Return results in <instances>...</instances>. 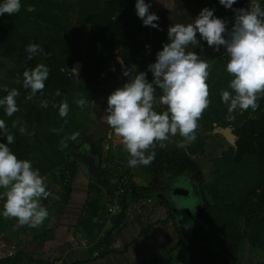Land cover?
<instances>
[{
    "label": "trees",
    "instance_id": "obj_1",
    "mask_svg": "<svg viewBox=\"0 0 264 264\" xmlns=\"http://www.w3.org/2000/svg\"><path fill=\"white\" fill-rule=\"evenodd\" d=\"M135 3L136 0H20L19 12L0 14V98L7 94L5 87L15 88L20 93L16 98L19 111L9 117L0 107V119L15 137V142L9 145L11 151L19 159L30 160L42 177L58 173L61 184L66 172L72 178L80 170L70 153L80 143L93 140V134L80 120L82 109L74 101L83 97L88 105L97 97L100 75L116 59L130 71V76L123 75V84L139 72H145L147 80L152 81L148 65L155 62L156 53L168 42L167 32L145 26L136 15ZM262 3L260 6L264 8V1ZM86 28V40L81 47L79 41ZM29 43L42 46L47 55L37 54L28 60L25 48ZM76 61L82 63L78 79L72 72ZM40 63L48 67V79L42 92L27 99L30 90L23 87V72ZM231 78L226 64L222 71H217L215 66L209 70L210 105L198 121L195 141L184 145L183 138L177 134V148L164 141V147L156 145L150 150L155 156L144 170L151 180L143 185L130 184L122 196L121 212L111 219L112 226L101 241L121 224L128 196L134 201H143L155 195L159 204L166 207L163 224L171 220L175 227L170 206L158 193L162 175L180 159L203 153L209 137L207 132L215 126H231L237 136L236 146L230 145L212 160L214 178L209 186H200V202L204 208L194 228L195 234L188 237L175 227L178 239L170 250L183 246L188 253L185 264H240L245 241L254 253L264 255V96L258 100L259 107L255 111L238 109L233 113L234 120H226L227 106L221 100V92L232 91L228 88ZM57 90L59 96L55 95ZM161 94L157 88V99ZM65 99L69 112L62 118L58 105ZM42 100L48 102L47 108L41 107ZM53 102L57 107H53ZM154 108L161 112L166 106L157 101ZM13 121H17L16 128L12 127ZM21 126L26 129L24 134L19 132ZM75 132L80 134L77 140H67V147L61 149V140ZM100 142V139L94 141L98 150ZM0 143H7L3 135H0ZM190 163L194 161L190 159ZM115 168H103L101 176L105 188L89 181V191L102 194L105 201L100 203L97 198L86 201L87 216L76 226L85 237L89 238L103 226L98 220L105 221L107 200L116 185V180L111 181ZM119 176L120 173L115 175ZM63 189L68 194L70 184H64ZM31 263L46 264L42 261L25 263L19 253L0 257V264Z\"/></svg>",
    "mask_w": 264,
    "mask_h": 264
},
{
    "label": "clouds",
    "instance_id": "obj_2",
    "mask_svg": "<svg viewBox=\"0 0 264 264\" xmlns=\"http://www.w3.org/2000/svg\"><path fill=\"white\" fill-rule=\"evenodd\" d=\"M219 3L225 8H232L236 0H219ZM149 7L145 0H136V15L145 26L158 28L155 22L159 17L151 13ZM20 8V0L0 2V14L12 15ZM233 12L231 29L209 8L201 9L190 23L170 25L168 42L156 53L155 62L148 65L152 81L147 80L145 72H139L109 94L106 115L101 119L121 138L123 149L130 157L127 161L129 167L149 165L155 156L150 150L156 147L157 142L164 147L163 142L170 135L179 134L184 145L195 141L198 121L210 105L207 83L209 64L195 51L189 50V46L192 49L199 45L197 33L216 51H220L221 47L226 50V71L232 77L228 83L232 91L221 92V100L227 106L226 120H234L233 113L238 109L255 111L259 107L258 100L264 96V8L255 3L247 8L233 9ZM25 51L28 60L37 54L47 55L43 47L35 43L26 45ZM123 75L130 76V71L124 70ZM48 76L49 69L43 63L24 70L23 87L30 90L27 99L43 91ZM157 88L162 93L158 103L166 106L161 112L154 108ZM4 91L7 94L0 98V107L11 117L19 111L16 98L20 93L15 88L9 90L5 87ZM55 95H60L59 90ZM74 102L81 109L87 104L83 97ZM41 107L47 108L48 102L42 100ZM53 107H57L55 102ZM58 112L62 118L67 116L69 105L66 99L59 103ZM12 127H17V121H13ZM25 131L23 126L19 127L21 134ZM0 135L7 140V143H0L2 214L17 221L14 229L25 225L39 227L49 215L40 201L41 198L47 199L50 192L32 162L17 158L11 151L9 145L15 142V137L3 119H0ZM79 135L75 132L61 140V149L67 147V140L75 141Z\"/></svg>",
    "mask_w": 264,
    "mask_h": 264
},
{
    "label": "crops",
    "instance_id": "obj_3",
    "mask_svg": "<svg viewBox=\"0 0 264 264\" xmlns=\"http://www.w3.org/2000/svg\"><path fill=\"white\" fill-rule=\"evenodd\" d=\"M163 1H165V4H173L177 11L184 15L181 20L182 22L190 23L199 15L201 9L209 8L213 10V13L217 18L226 21V27L229 29H231L234 21L233 9L246 8V5L250 2L255 4V0H236V3L232 6V8H225L219 3V0ZM163 4L164 2H162V8L158 9L154 13L160 18L171 19L172 13L169 15L166 8L167 6H163ZM174 14L175 13L173 12V15ZM197 39L199 41V45L194 46L192 51H195L201 56V59H205L207 61L209 64V70L214 66L219 64L221 65L222 61L217 59V55H219V57H223V63L224 65L226 64L228 56L226 54L223 55L226 51L223 47H221V50L218 53V51H216L213 47L208 46L207 42L200 38L199 33H197ZM117 60L119 63L123 64L119 59ZM97 140L93 137V141ZM98 146L101 147L100 145ZM116 155H118V159L115 165H119L117 168L122 169L125 172L128 171L131 177V167H129L127 163L130 158L128 153L123 152L122 155L116 153ZM102 159L101 155V160ZM103 163L105 165L104 168L110 167H108L109 163L106 162L105 159H103ZM89 181L90 180L87 175L80 169L75 176L71 178L69 183L71 190L68 194L65 192L64 199H62L60 190L57 191L54 186V188H51L52 190L49 188L50 195L47 199L42 198L44 203H41V205L48 210L49 215L44 220V225L42 224L41 226L36 227V229L32 228L30 232L32 237L29 235L26 236L25 232L20 227L13 229L14 225L17 223L14 218L3 219L2 222L4 228H0V244L3 243L4 240L2 238L4 236L3 230L8 231L11 229V231H19L21 238H24L22 241H11L9 239L8 243H11V245L8 248L3 244L0 245L3 247L1 248L3 250L0 257L7 255L13 256L19 253L24 259V262L42 261L46 262V264H75V262H77L76 264H95V262L99 261L97 264H123L124 262L129 264V252L137 246L136 244L142 243L141 239H144L142 236L144 235L145 237L146 234H149L148 232L152 230V228L162 231L165 229L169 232L166 236L169 237L171 235H176L177 241L178 236L172 226L173 222L170 220L169 222L162 224V220L166 217V207L160 205L157 200H155V203L151 196H149L151 199L148 197L150 201H147V203H141L143 205L134 204L131 200V203H128L127 201L124 219L118 228L111 231L104 242L101 240H103L104 235L111 226L105 225L102 222L103 219L98 220L99 224H103V226L100 230H98V234L93 232V236L96 235L93 237L94 239L92 238L93 241H91L92 239L89 240L88 237H85L84 234L82 235V231L77 233L76 231L78 229L76 226L78 221L87 216L86 200L90 197L91 193L88 189ZM56 195L59 202L58 205L53 204L56 201ZM129 199L131 198L129 197ZM51 201H53V203H51ZM107 201H109V198ZM53 217H55V220H53ZM157 223L160 225H157ZM105 228H107L106 231ZM170 230L173 231V233L170 234ZM137 233L138 235L135 237ZM180 247L181 246L176 247V249ZM163 252L164 251H162V253ZM156 259L159 260V257ZM156 259L153 260V263L157 261ZM143 262L144 261H141L139 264H148V262Z\"/></svg>",
    "mask_w": 264,
    "mask_h": 264
},
{
    "label": "rangeland",
    "instance_id": "obj_4",
    "mask_svg": "<svg viewBox=\"0 0 264 264\" xmlns=\"http://www.w3.org/2000/svg\"><path fill=\"white\" fill-rule=\"evenodd\" d=\"M161 1L164 2L163 6L164 5L167 6L166 8H167L169 15L172 13L171 19H168V18L165 19V18L159 17V19L157 20L158 22L156 21L158 23V25L160 24L161 30L167 32L168 27L172 24H176V23L187 24V23H189V22H182L181 20H182V17L184 15H182L180 12H178L173 4H170V3L165 4V1H163V0H146V3H148L150 5L149 11L151 13H154L158 9L162 8V2ZM262 1H264V0H255L254 3H259L262 6L263 5ZM251 4H253V2H250L248 5H246V8ZM182 10H183V8H182ZM173 12L176 14V16H175V14L173 15ZM188 15H187V17H188ZM163 19H165V20H163ZM189 48H190V50H192L194 47H192V49H191V46H189ZM217 59L222 61V62H221V65L219 64V65L215 66L216 70L222 71L225 68V65L223 63L224 59H223V57H219V55H217ZM130 69L132 70V67ZM124 70H126L125 65L119 63L118 60L116 59L111 64V66L108 68V70L105 71L103 74L113 75V73L115 74L116 72H120L123 74ZM1 75H2V72H0V76ZM158 100L159 99H157V101ZM106 108H107V98L97 100V97H95L91 102H89L88 105H86L80 111L79 118L84 123V125L87 127L88 131L93 134V137L96 140L97 139L101 140V143H100L101 149L99 151L102 155V158L105 159V161L109 163L108 167L114 166V168H115V163L118 159L117 158L118 155H116V153H118L119 155H122V153L126 152V151L123 149V145L121 143V138L118 137L114 133V130L111 129L101 119L103 116L106 115ZM207 133L209 134V137L206 139V144L204 146L203 153L194 155L191 158L189 157V159H183V158L180 159L181 161H183V163L185 165H188L189 167H191V169L193 170L195 175H197L199 177L200 186H209L210 185V183L212 182V180L214 178V175L211 172L212 160L215 157L219 156L223 150L227 149L230 146V144L226 141V139L222 135L213 134L210 131ZM167 142L169 144H171V146L173 148H177L179 146V142H178V140H176L175 136L170 135ZM157 145L159 146L160 142H157ZM114 150H115V152H114ZM121 150H123V151H121ZM190 159L192 161H194V164L190 163ZM144 167H145L144 165H138L134 168L133 167L130 168L132 171L131 177H130V182H131L130 184L143 185V184H147L151 180L150 174H148L144 170ZM124 172L125 171L122 169L115 168L113 170V172L111 173V175H114V177H112L111 181L116 180L115 175H117L119 173L122 174ZM57 176H58V173H56V176L45 175L43 177V179L45 181V184H46L48 190H49V188L54 186L57 191L60 190V194L62 196V199H64L65 198V190L63 189V185L60 184ZM2 192H3V189H0V193H2ZM193 197H195V196H193ZM51 198H53V197H51ZM55 198H56V201L54 203H53V201H51V203H53L54 205H58L59 202H58L57 195ZM94 198L100 199V203H103L105 201V198L102 196V194L90 193V197H88V199L94 200ZM151 198L154 201L157 200L155 195L151 196ZM164 199L166 200L167 203L172 202L171 204H173V202H174V196L170 192H168V194L164 195ZM130 200L132 201V203L137 204V205H140L141 203H147V200H145V201H142V200L136 201L135 200L134 201L132 199H129V197H128L127 198L128 203H131ZM181 201H184V199L183 200L181 199ZM40 202L44 203L42 198H41ZM3 203H4L3 200H0V217H1L0 228H4L3 222H2V220L5 219V217L2 214L3 213ZM155 203H156V201H155ZM141 205H143V204H141ZM171 206H172V209H171V207H170V209H171V214L173 215V217H176L177 220L181 218L184 225L189 224L190 219H189L188 214L187 213L181 214L180 213V212H182L181 210L177 214V212L174 211L175 207H173V205H171ZM86 209H88V208L86 207ZM54 218L55 217H53V220H55ZM112 218H114V217H112ZM4 222H5V220H4ZM103 223H104V221H103ZM162 224H163V220H162ZM175 224H176V226H175L176 229L181 230L180 222L177 221V222H175ZM157 225H160V224L157 223ZM108 226H112V221ZM175 227H174V229H175ZM20 228L25 232L26 236L29 235L32 237V234L30 235V232H31L33 227H29V226L25 225V226H22ZM100 228H102V227H100ZM106 230H107V228H105V231ZM164 230L162 231L159 229H155V228L153 229L152 228V230H150L148 232L149 234H146L145 237L143 235L142 238H144V239H141L142 243L136 244L137 246H135L132 249V251L129 252L128 257L130 258V260L128 263L129 264H139L141 261H144L143 263L148 262V264H185L187 259H188V253H187L186 249L183 246H181L178 249L175 248L173 251L170 250V248L176 243L175 242L176 241V235H171L168 237L166 235H168L169 232H167L166 230L164 231ZM79 231L80 230L78 229L76 232L78 233ZM18 232H16L15 230L11 231V229L8 231L3 230L4 236L2 238L4 240H3V243H1L0 245L3 244L5 247L8 248L11 245V243H8L9 239L11 241L12 240L13 241L14 240L22 241V239L24 237L21 238L20 232L19 233ZM37 232H39V231H37ZM166 232H167V234H166ZM94 233L98 234V232H96V231ZM171 233H173V231L170 230V234ZM83 234L84 233L82 232V235ZM137 235H138V233L136 234L135 237H137ZM94 236H96V235H94ZM94 236L93 235L89 236L88 239L90 240ZM93 239L91 241H93ZM1 248H3V247L0 246V254H2L1 252L3 250ZM162 251H164V252L162 253ZM120 257H122V256H120ZM158 257H159V260L156 259ZM155 259L157 261H155V263H153V260H155ZM257 259L264 261V255H258L256 253H254L249 248V244L245 241L244 248H243V255H242L240 264H256ZM26 262H28V261H26ZM98 262L99 261L95 262V264H97ZM40 264H42V263H40ZM123 264H127V263L124 262Z\"/></svg>",
    "mask_w": 264,
    "mask_h": 264
},
{
    "label": "flooded vegetation",
    "instance_id": "obj_5",
    "mask_svg": "<svg viewBox=\"0 0 264 264\" xmlns=\"http://www.w3.org/2000/svg\"><path fill=\"white\" fill-rule=\"evenodd\" d=\"M113 76L116 78V82L113 84L114 88L112 91H114L116 88H118L119 84L122 83L123 74L120 72L113 73ZM123 84V83H122ZM111 90V89H110ZM93 143V147L96 148L97 152L99 154L100 151L97 147L94 146V141L90 140L88 142ZM103 162V159H102ZM162 184L159 187L158 193H160L163 197L164 195L168 194V192L172 193L174 196V202L173 204L168 203V205L171 207H175L174 211L177 212V214L180 212L181 214L187 213L189 216V224L184 225L182 219H176L174 217L175 222L179 221L183 227V230L181 229L182 233L187 235L188 237H191L193 235L194 228L197 224V213L199 208L202 205L201 199H200V180L197 175L193 172L191 167L188 165H185L183 161L179 160L178 163L174 164L168 172L162 175ZM185 188L188 189V193L186 194ZM194 190V193L193 191ZM184 195V196H183ZM195 196V197H193ZM181 199L186 202L187 205L190 206L191 211L188 212L182 207L181 205ZM183 209V210H182ZM181 228V227H180ZM256 264H264L263 260L257 259Z\"/></svg>",
    "mask_w": 264,
    "mask_h": 264
},
{
    "label": "water",
    "instance_id": "obj_6",
    "mask_svg": "<svg viewBox=\"0 0 264 264\" xmlns=\"http://www.w3.org/2000/svg\"><path fill=\"white\" fill-rule=\"evenodd\" d=\"M86 36H87V28L84 30L83 35L79 41L81 47L84 46ZM81 69H82L81 61L74 62V64L72 65V72L74 73L76 79L79 78ZM115 82H116V78L113 75L102 74L99 78L100 93L97 96V100L108 98L109 94L113 92L112 89L114 88L113 84ZM122 86L123 84L120 83L118 87H122ZM210 132L213 134L222 135L231 146L234 147L236 146L237 136L233 132V128L231 126H225V127L215 126ZM84 145H87L88 147L84 148L83 147ZM70 157L78 163L80 169L82 170V172H84L87 175L90 181L94 182L95 184L99 185L102 188H105L103 178L101 176L102 170L105 167V165L101 160V155L97 152L96 148L93 147L92 141L82 142L79 145H77L71 151ZM192 191L194 192V190ZM185 192L186 194L189 192L187 188H185ZM181 205L182 207H184L186 211L188 212L191 211L190 206L187 205L185 201H181ZM203 208L204 206L202 204L196 215L197 219H200L203 212ZM181 229L183 230L182 225H181ZM194 234L195 231H193V235Z\"/></svg>",
    "mask_w": 264,
    "mask_h": 264
},
{
    "label": "built area",
    "instance_id": "obj_7",
    "mask_svg": "<svg viewBox=\"0 0 264 264\" xmlns=\"http://www.w3.org/2000/svg\"><path fill=\"white\" fill-rule=\"evenodd\" d=\"M227 55L226 51L223 55ZM130 174L128 172H124L120 174L118 178H116V185L115 188L109 197V201L107 202L106 205V210H105V216H104V222L105 225H109L111 223L112 217H115L116 214L121 212L122 210V196L125 193L126 189L129 188L130 186ZM71 180L70 174L66 172L64 181L61 183L62 185L64 184H69ZM147 201H150V199H147Z\"/></svg>",
    "mask_w": 264,
    "mask_h": 264
}]
</instances>
